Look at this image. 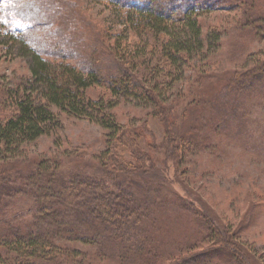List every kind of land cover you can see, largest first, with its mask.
<instances>
[{
    "label": "trees",
    "instance_id": "obj_1",
    "mask_svg": "<svg viewBox=\"0 0 264 264\" xmlns=\"http://www.w3.org/2000/svg\"><path fill=\"white\" fill-rule=\"evenodd\" d=\"M119 1L122 2H117L119 5L129 8L125 19L131 23L132 26L128 27L132 32L146 39L149 35L156 38L158 33H165L170 38L155 46L149 60L160 56L157 48L164 50V62L177 65L182 60L188 63L193 43L201 41V27L194 15L197 8H202L198 4L201 0H187L181 8L172 2L157 3L159 0ZM246 1L251 10L259 12L251 11L256 16L255 20L263 22L264 2ZM257 30L261 33L264 27ZM5 42L8 44L11 41ZM13 42L19 44L23 56L30 57L32 76L6 92L5 101L10 112L0 120V205L11 196L23 194V188L27 186L36 195L33 206L24 210L18 211L22 208L15 207L7 211L8 207L4 206L1 209L0 264H84L90 262L93 256L99 257L105 264H209L212 260L208 263L204 261V254L218 257L217 254L224 255V251L233 259L229 257V264H255L244 245L211 213L198 207L194 200L179 193L173 186H169V196L163 197V187L161 189L157 183L155 186L150 183V180L158 178V183L166 187L162 171L151 172V167L155 166L152 162L147 167L150 155L141 148L145 143L137 139L138 130L124 131V126L113 115V108L119 97L128 95L153 103L149 107L152 109L150 114L154 113L166 122L170 139L166 143L179 159L181 157V163L198 154L200 142L195 136L199 133L198 127H203V121L209 120L208 131L213 132L216 128L213 117L220 104L223 110L228 108L223 114L227 112L231 118L239 119L244 133L250 132L248 140L255 141L257 147L264 151V125L259 117L251 124L249 117L254 101L260 96L264 98V53L251 68L222 75L216 81H210L209 76H204L206 73L199 75L189 86L193 96L191 103L198 106L191 105L192 108L179 114L161 104L156 85L149 87L146 84L149 79H138L126 69L125 63L136 64L134 57H126L124 64L114 68L117 72H105L101 69V59L93 55L67 62L70 57L59 49L46 51L53 56V59H47L27 41ZM77 49L75 52L78 53ZM107 52L109 55L108 47ZM118 54H111L112 58L118 59ZM158 60L156 57V62ZM149 62L146 61V71L151 68ZM155 66L151 68L153 72L156 71ZM201 81L203 84L198 87ZM104 82L108 83L116 100L105 101L104 98L88 95L89 88ZM176 104L172 107L178 108L180 101ZM66 114L89 119L110 130V150L102 157V164L96 166L101 168L102 175L86 174L84 164H64L58 156H40L39 162L22 169L13 165L14 160L25 158L24 144L59 128ZM194 114L196 117L190 131L185 128L189 122L185 126L176 123L178 117L184 120L187 115L191 118ZM144 129L154 134L146 126ZM258 134L263 135V140L256 139ZM122 144L130 148L135 163L127 162L119 153L117 147ZM179 164H175L177 174L180 173ZM71 165V168L66 167ZM8 214L13 217H8ZM20 215L22 219L31 216L47 226L37 230L30 227L27 232H21L19 224L10 222ZM176 227L185 233L180 235ZM62 237L66 238L61 241L69 244L55 241V238L60 240ZM77 242H83L92 252L88 249L79 251ZM203 243L209 244L205 248L207 252L199 253L196 250L201 249ZM190 252L192 254H188Z\"/></svg>",
    "mask_w": 264,
    "mask_h": 264
},
{
    "label": "rangeland",
    "instance_id": "obj_2",
    "mask_svg": "<svg viewBox=\"0 0 264 264\" xmlns=\"http://www.w3.org/2000/svg\"><path fill=\"white\" fill-rule=\"evenodd\" d=\"M117 2L122 3L119 0H0V41H3L0 44V120L10 112L5 101L7 90L17 88L20 82L32 76L30 57L23 56L19 44L16 45L13 41H27L47 59H53V56L46 51L59 49L70 57L66 59L67 62L78 61L83 56H96L103 62L101 69L105 72H117L115 67L124 64L126 57H134L136 64L125 63L126 69L132 71L138 79H149L146 84L149 87L156 85L161 104L178 111L179 114L184 109L192 108L191 105L198 106L191 103L193 96L189 86L199 75L206 73L204 76H209L210 81H216L215 79L222 75L251 68L264 53V30L261 33L257 30L258 27H264V21L258 22L255 20V14H251V11L259 13L255 12L258 10H251L246 0H201L198 4L202 8H197L194 14L201 27V41L193 43L188 63L182 60L177 65L164 62L165 52L157 48L156 52L160 56L149 60L155 46L170 38L165 33H158L156 38L149 35L146 39L132 32L128 27L132 26L131 23L125 19L129 8ZM169 2L178 4L181 8L186 5L187 0L157 1L161 4ZM208 5L212 7L207 8ZM5 41L11 42L7 44ZM107 47L110 49L109 55L106 54ZM76 48L78 53L75 52ZM113 53H119L118 59L112 58ZM156 57L159 59L157 62ZM147 58L148 60H144ZM146 61H150L151 68L156 65L155 72L150 67L146 68L151 72L149 75L145 70ZM199 83L198 87H201L202 81ZM87 93L90 97L104 98L105 101L117 99L106 82L94 85ZM263 99L260 96L254 101L255 105L249 115L251 124L259 117L264 125ZM178 101L179 107H172L177 106ZM152 104L145 103L138 96L128 95L119 97L113 108V115L118 123L124 126V131H139L137 139L145 143L141 148L150 155L147 167L152 162L155 166L151 167V172L162 171L166 187L158 183V178L156 181L150 180V183L154 186L157 183L161 189L163 187V197L168 195L169 186H173L179 193L194 200L198 207L211 213L223 228L228 229L244 245L243 248L254 258L255 264H264V151L257 147L255 141L248 140L250 132L244 133L239 119L231 118L227 112L223 114L228 108L225 106L223 110L220 104L215 116L211 115L217 124L216 128L213 132L208 131L209 120L203 121V127H198L200 130L195 136L200 142L198 154L184 159L181 163V157L179 159L168 145L170 139L166 122L158 115L150 114L152 109L149 107L153 106ZM194 117L196 114L189 117L190 120L188 115L184 120L178 117L176 123L185 126V123L189 122L185 128L190 131ZM169 119L172 121V118ZM145 126L154 134L148 133L144 129ZM110 134V130L89 119L66 114L63 115L59 128L24 144L25 158L14 160L13 165L22 169L23 166L30 167L39 162L40 156H58L64 160L63 163L84 164L83 170L86 174L98 177L102 173L101 168L96 166L102 164V157L110 150ZM257 138L263 140V135L258 134ZM122 145L117 147L119 153L127 162L135 163L136 159L130 148ZM177 162L180 163L179 174L176 173ZM187 166L189 168H185ZM66 167L71 168L72 165ZM28 187L23 188V194L11 196L4 201L2 206L0 205V212L3 206L8 207L7 211L15 207H21L22 209L18 208V211H21L33 206L36 192H32ZM169 200L176 206L172 198ZM8 217L12 218L13 215L8 214ZM10 222H13V225L19 224L21 232H27L30 227L37 230L38 227L47 226L35 221L31 216L22 219V215ZM176 230L180 235L185 233L180 227H176ZM63 238L66 237L60 240L55 238V241H61ZM208 245L203 243V247L196 251L205 253ZM76 246L79 251L88 249V252H92L83 242H77ZM223 253L224 255L217 254L218 257H208V253L204 254V261L208 263L212 260L209 264H229L231 256L227 251ZM222 257L225 259H220ZM90 258L92 262L83 263L105 264L99 257Z\"/></svg>",
    "mask_w": 264,
    "mask_h": 264
}]
</instances>
